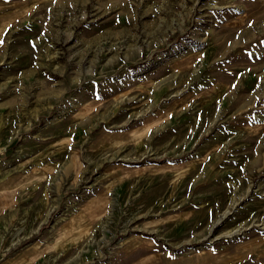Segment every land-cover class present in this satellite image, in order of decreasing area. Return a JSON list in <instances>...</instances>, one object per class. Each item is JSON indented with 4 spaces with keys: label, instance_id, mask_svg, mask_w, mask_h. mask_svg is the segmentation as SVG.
Returning <instances> with one entry per match:
<instances>
[{
    "label": "rangeland",
    "instance_id": "1",
    "mask_svg": "<svg viewBox=\"0 0 264 264\" xmlns=\"http://www.w3.org/2000/svg\"><path fill=\"white\" fill-rule=\"evenodd\" d=\"M264 264V0H0V264Z\"/></svg>",
    "mask_w": 264,
    "mask_h": 264
},
{
    "label": "crops",
    "instance_id": "2",
    "mask_svg": "<svg viewBox=\"0 0 264 264\" xmlns=\"http://www.w3.org/2000/svg\"><path fill=\"white\" fill-rule=\"evenodd\" d=\"M155 246L156 244L151 240L147 246L136 247L133 251H138V253H136L135 257L126 259L124 264H159L156 258L152 256L154 255Z\"/></svg>",
    "mask_w": 264,
    "mask_h": 264
}]
</instances>
